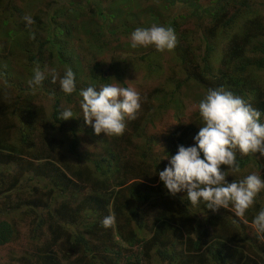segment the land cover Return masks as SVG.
I'll return each mask as SVG.
<instances>
[{"label":"trees","instance_id":"obj_1","mask_svg":"<svg viewBox=\"0 0 264 264\" xmlns=\"http://www.w3.org/2000/svg\"><path fill=\"white\" fill-rule=\"evenodd\" d=\"M140 1L151 3L149 20L145 25L136 24L134 20L145 10L142 9L139 14L133 11L132 3L141 6L135 4L137 0H114L115 4L110 9L97 0H82L77 5L70 0H48L47 11L32 14L34 23L28 26L21 18L15 0H0V26L8 27L0 28V58L17 63L18 54H27L29 63L48 67L57 64L63 71L70 68L75 78L79 79L76 67L73 68L74 51L70 46V39L76 33L74 22L66 24L59 21L68 11L77 21L90 16L100 21L90 23L91 28L87 27V22L75 24L81 25L85 34L88 31L94 46L100 42L102 48L107 44L102 41L107 32L119 31L121 35L130 37L137 27H170L176 36L172 53L181 72L174 73L169 67L170 75L165 82L170 87L163 90L158 109L163 112L180 110L176 114L179 119L185 110L180 101L186 98L182 88H202L206 91L204 96L210 89L223 88L251 103L261 112L260 119L264 123V83L257 75L264 68V0ZM35 2L37 0H32L27 8L34 9ZM29 45H36L35 53L30 54ZM143 49L145 47L133 48L131 43L128 47L134 54H142L136 56L141 65L155 71L156 62L152 59L155 55L151 56L155 49L151 53L152 49L148 53ZM122 63L126 61L112 62L111 68L120 65L121 71H124ZM157 69L160 70L154 74L161 73V65ZM178 73L183 74L184 79H174ZM98 78L101 85L110 84L111 79L105 72ZM32 79L33 73H30ZM11 87L15 89V86ZM17 88L18 99L14 105L6 103L7 96L0 98V108L4 106L0 123L5 118L23 122L21 129L17 127L19 142L16 147H10L7 135H0V187H5L3 199L9 202L10 211L15 213L22 208L20 214L33 221L34 227L29 236L32 245L30 253L25 255L31 256V259L22 260L23 264H144L143 261L145 264H264V238L257 241L248 238V234L241 237L231 224L236 218L232 212L229 216H221V212L228 211L219 209L213 213L203 202L192 206L187 201L186 191L170 196L159 180L158 173L168 166L178 146H194L192 136L197 129L194 131L188 126V130L176 138L174 133L167 134L162 160L154 153V148L149 145L146 148V142L144 146L142 144V151L127 153L119 150L121 146L118 142H108L103 133L95 135L82 119L78 122L73 119L58 120V114L63 110L59 96L52 94L51 121L42 124V131H55L56 135L61 134L62 139L68 137L70 145L63 150H51L50 145L57 141L52 138L47 146L42 145L51 153H36L35 149L26 152L34 147L32 136L38 123L44 120L41 109L33 105L32 91L28 87L17 85ZM2 90L0 87V96ZM44 93L50 94L49 91ZM78 93L76 90L67 95V99L78 96ZM195 116L200 121L198 111ZM134 130L138 133L136 137L144 138L145 130L139 123L134 125ZM65 132L69 133L64 135ZM81 138L90 139L91 148L96 147L93 143L99 148L90 153L84 152L80 156L82 165L74 168L70 157L77 159ZM22 155L28 158L25 169L30 172L23 183L26 189H20L21 170L13 177L10 186L4 176L16 161L11 157ZM237 161L240 171L230 172L226 177L227 183L238 182L248 174L261 170L264 177V157L259 154L241 157L237 153ZM221 170L228 171V168L221 166ZM44 190L46 192H42ZM10 192L25 193L24 199L17 202L19 207L10 202ZM3 208L0 206V212ZM153 209H156L155 213L149 216ZM261 210H264V192L257 196L247 213L251 212L250 215L255 217ZM200 214L205 215L200 217ZM109 215L114 222L111 227L105 228L102 220ZM1 218L0 246H3L14 240L16 230L10 222ZM72 226H76V232L70 230ZM42 231L47 232L44 240L36 237ZM116 237L129 248L139 247L142 258L136 254L122 261L119 252L112 250Z\"/></svg>","mask_w":264,"mask_h":264},{"label":"rangeland","instance_id":"obj_2","mask_svg":"<svg viewBox=\"0 0 264 264\" xmlns=\"http://www.w3.org/2000/svg\"><path fill=\"white\" fill-rule=\"evenodd\" d=\"M32 0H15V3L18 6V9L21 11V18L23 20V17L25 15H31L34 14L36 11H41L42 13H45L47 11L46 4L48 0H37L35 2V8L29 9L27 6L30 5ZM74 2V4H80L82 0H70ZM100 1L101 5H106L109 7L111 5H114V0H97ZM135 4L141 5L136 6L134 3L131 4L133 7V11H135L136 14H139V11L145 8L144 13L141 15H138L134 20L136 24H144L149 20L148 12L150 10V4L151 3H141L140 0H137ZM59 7H62L61 4H58ZM66 6L69 9L68 3ZM65 9L68 11V9L65 7ZM107 10V12L109 11ZM90 16V15H89ZM126 16H124L125 18ZM80 20L77 21L73 18V14L69 11L64 14L62 17L59 18V21L64 22L68 24L70 21L74 22V26L76 28V33H74V36L72 39H70V46L72 47V51H74V59H73V68L77 69V72L79 74V79L75 78L76 83V90L80 91L81 89H85L89 86H95L97 89H99L100 86H102L99 83V75L103 72L106 73V76L110 77L111 81L110 84H120L122 87H131L138 91L141 96V107L140 110L136 114V119L134 120H128L126 121V130L124 134L120 137H108V142L116 141L118 142V146L120 145L121 151H125L127 153L129 152H135L140 149L142 151V144L144 146V142H146V148L149 145L150 148H154V153L156 155H159L160 160L164 159L165 152L163 151L164 145H167L164 141L165 136L168 134L175 135V138L177 135H179L182 132H185L188 130V126L194 128L197 133L199 130V127L202 126V120L200 118V121H197V118L195 116L196 112L198 111V103L202 97H205V90L202 88H192L189 87L187 90L181 89L183 92V96L186 97L185 99L182 98L180 101L183 102L185 105L184 114L177 119L176 114L180 113V110L177 111L175 109H169L166 112H163V110L158 109L160 105V99L163 95V90L168 89L170 85L165 82V80L169 77L170 73L168 74L169 67L173 68L174 73L177 71H180L179 66L177 65L175 61L174 54L171 51H165V52H157L154 50L153 47H145L143 51L146 53L150 51L152 52V55H155L152 59L154 60L155 64V71H149L146 69L144 65H141L140 61L136 58L138 55H142L141 53L132 52V50H128V47L131 43L130 37H126L121 35V32L119 31H113L112 34L109 32L105 33V35L102 37V41H106L107 44L105 47H100L99 43L92 44L93 39L88 35V31L85 34L84 31L81 29V25H76L75 23H81V22H87L88 25L91 28L90 23H95L100 21L96 18L90 17H83ZM77 21V22H75ZM115 23H117L115 21ZM73 24V23H72ZM0 28L5 29L8 27L0 26ZM94 32V31H92ZM115 39H118V42H115ZM31 53H35L37 50L36 45H29L28 46ZM130 49V48H129ZM175 50V48H174ZM202 50V49H201ZM143 52V53H145ZM134 55H133V54ZM18 62L15 61L7 62V60L0 58V87L3 88L2 95L0 98H4V96H7L6 103L9 105H14L17 101V94H18V86H21L23 88L28 87L30 91H32V98H33V105L35 108L41 109V116L44 121L38 123V126L36 127V132L34 136H32L34 147L29 148L26 152H31L35 149L36 153L37 151H40V153L49 152L51 153L47 147H44L42 145H46L50 142L52 138H56L57 141H55V144L50 145L51 150L57 149V151L61 148L66 149L69 145V138L68 137H61V134L57 133L55 134V131L48 130L47 133L43 132L42 124L46 121L47 124L51 121V105L53 103V95H58L61 102L62 110L69 109L73 112V117L70 118L74 121L78 122L82 118V112L79 107V103L81 100V97L79 96H72L69 99H67V95L64 94L60 88L59 85V78H62L65 71L59 69L57 66L50 65L49 67L42 64L35 65L28 62L29 55H21L18 54ZM125 60L126 63H122L123 70L121 71L120 65H118L116 68L112 69L111 65L112 62H118ZM161 65V73L154 74L157 70L159 65ZM39 67L42 71L45 73V80L42 82L41 85L36 86L35 90L33 91L32 87L30 86L29 82L30 80V73H33L34 70ZM52 70H55L58 74V78L55 83L52 82V76L51 72ZM6 71V72H5ZM8 71V72H7ZM181 72V71H180ZM7 73V74H3ZM1 75H6V77H2ZM258 79L264 83V68L257 73ZM174 79H184V75L181 73H178V75H174ZM9 82V84H6ZM14 82V83H13ZM257 83L256 81H253ZM11 86H15V89H13ZM23 90V89H22ZM50 92V94H45L44 92L47 91ZM17 91V92H16ZM53 94V95H52ZM25 95V94H24ZM202 96V97H201ZM26 97V96H24ZM69 101V103H67ZM4 110V106L2 109L0 108V117H2V111ZM199 112V111H198ZM76 113V114H75ZM8 118V117H7ZM68 119V120H70ZM153 120V124H150V121ZM138 123L140 127H143L145 130L144 138L136 137L138 134L134 130V125L138 126ZM84 124V122H83ZM23 125V122L16 121L15 119L9 120V119H2V123H0V135H7L8 142L10 141V147H16L19 142V135L17 133V127H21ZM76 125V124H75ZM88 127H91L88 125ZM21 129V128H20ZM91 129H93L91 127ZM26 131V129H24ZM65 132L64 135H66ZM197 133L193 134L192 137H195ZM173 139V138H171ZM63 140V142H62ZM148 140H150V143L148 144ZM61 141V142H60ZM95 142V141H93ZM92 142H90V139L86 138L83 140L82 138L79 140V147L77 150V159L70 157L72 166L78 167L79 165H82L80 161V156L84 155V152H91L92 150H95L99 148L97 144L93 143L94 148H91ZM40 148H43V150H39ZM139 151V152H140ZM55 152V151H54ZM136 153V152H135ZM63 154V153H61ZM2 155V154H1ZM65 156V154H63ZM164 156V157H163ZM11 157V156H10ZM13 159H16L15 162H13L9 169L5 172V180L6 183L9 185L12 182L13 177L19 173L21 170L23 172V176L20 179V183L22 184L20 189H26L24 187L23 183L24 180L27 179L30 172H28L25 168L27 167V160L28 158L25 155L20 156L19 158L11 157ZM41 162V161H40ZM48 168H50V165H47ZM259 174L263 177V170L258 171ZM244 178V177H243ZM40 185H42L40 183ZM10 186V185H9ZM4 188L0 187V206L3 208V203L5 204L3 211L0 212L1 219H4L7 222H10L12 224V228L16 230V236L13 238L14 240L11 241L8 244H5L3 246H0V264H23L22 260H26L31 256L25 257V255H28L30 253V247L32 245L31 241H29V236L31 235V230L34 227L32 224V220L28 217L22 216L20 213H22V208L18 210L17 212L13 213L10 211L9 208V202H5L3 199L4 197ZM48 191V190H47ZM24 192V191H21ZM42 192H46L45 190ZM85 193V192H83ZM263 193V192H261ZM100 195V194H99ZM25 197V193L21 194L18 192H10V202L15 206L19 207L20 205L17 203L19 200H23ZM81 199V197H79ZM55 208L58 206L54 205ZM142 207V206H141ZM225 210V209H223ZM156 209H153L149 212V216L155 213ZM228 212H221V216H229V212H232L231 207L227 209ZM251 212H246L245 216L242 218H234V223H231L234 230H237L240 232L241 237L243 235L248 234V238L250 239H257V241H261L262 238L257 234L255 231L252 221L254 218V215H250ZM234 214V213H233ZM205 214H200V217H203ZM235 216V215H234ZM76 226L70 227V230L75 231L74 229ZM224 229V227H223ZM214 230V228L212 229ZM76 232V231H75ZM41 235V236H40ZM47 236L46 231L39 232V235H36V237H41L42 240H44ZM143 237L146 238V234H143ZM112 238H115L112 236ZM116 243L113 245L112 250L118 251L120 254V257L122 261L125 260V257L127 256H139L142 258V250L139 247L129 248L128 245L124 244L122 241H120L119 238L116 237L115 239ZM260 243V242H258ZM26 253V254H25ZM258 253V252H257ZM137 254V255H136ZM133 257V256H132ZM151 261V260H150ZM147 262V261H146ZM145 264V261H143Z\"/></svg>","mask_w":264,"mask_h":264},{"label":"clouds","instance_id":"obj_3","mask_svg":"<svg viewBox=\"0 0 264 264\" xmlns=\"http://www.w3.org/2000/svg\"><path fill=\"white\" fill-rule=\"evenodd\" d=\"M26 25L34 23L31 15L23 17ZM131 47H154L157 52L171 51L176 46V36L170 27L152 25L137 27L130 34ZM55 83L58 74L51 72ZM39 67L29 82L33 91L45 80ZM62 92L71 95L76 91L75 74L69 68L59 78ZM79 107L85 125H90L94 134L105 137H120L126 130V121L136 119L140 110L141 96L131 87L106 84L97 89L89 86L79 91ZM202 126L193 138L194 146H178L177 153L165 169L158 173L159 180L170 196L186 191L187 201L192 206L201 202L213 213L231 207L235 217L242 218L253 207L257 196L264 192V177L251 173L240 181L226 182L229 173L240 171L237 153L241 157H264V123L261 112L243 97L223 88L210 89L198 103ZM73 112L65 109L58 120H68ZM201 154L203 158H201ZM227 166L228 171H222ZM114 218L109 215L102 226L111 227ZM235 222V221H234ZM253 227L264 238V210L253 218Z\"/></svg>","mask_w":264,"mask_h":264}]
</instances>
